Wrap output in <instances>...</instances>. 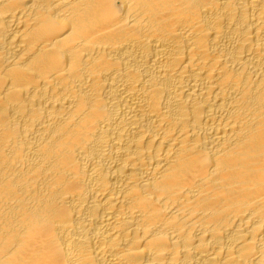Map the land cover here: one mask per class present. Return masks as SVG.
<instances>
[{"label":"bare ground","instance_id":"6f19581e","mask_svg":"<svg viewBox=\"0 0 264 264\" xmlns=\"http://www.w3.org/2000/svg\"><path fill=\"white\" fill-rule=\"evenodd\" d=\"M0 264H264V0H0Z\"/></svg>","mask_w":264,"mask_h":264}]
</instances>
